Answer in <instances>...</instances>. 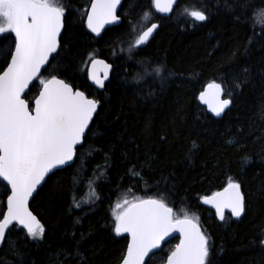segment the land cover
<instances>
[{
  "label": "trees",
  "instance_id": "16d2710c",
  "mask_svg": "<svg viewBox=\"0 0 264 264\" xmlns=\"http://www.w3.org/2000/svg\"><path fill=\"white\" fill-rule=\"evenodd\" d=\"M90 1L57 0L65 8V26L59 55L42 75H59L101 103L75 161L49 174L31 200L43 239L13 225L0 264H120L129 237L114 231L116 205L126 208L125 200L146 197L163 199L177 218L198 221L210 240L209 264H264V17H252L264 0H179L169 15L151 0H124L121 22L101 35L86 26ZM193 10L208 19L194 21L188 14ZM145 12L148 21L141 19ZM154 21L155 35L137 46L128 30L134 37V25ZM14 39L13 33L0 35V72ZM124 44L132 54L113 58L110 51ZM90 56L114 66L103 90L88 78ZM141 63L164 65L173 75L166 71L161 83ZM212 82L232 101L219 118L198 98ZM39 88L36 80L25 93L30 104ZM243 157L250 162L242 164ZM230 178L242 187L245 210L221 220L203 199ZM9 193L0 178V219ZM177 239L166 241L146 264H161Z\"/></svg>",
  "mask_w": 264,
  "mask_h": 264
},
{
  "label": "snow or ice",
  "instance_id": "6c2138e0",
  "mask_svg": "<svg viewBox=\"0 0 264 264\" xmlns=\"http://www.w3.org/2000/svg\"><path fill=\"white\" fill-rule=\"evenodd\" d=\"M120 2L96 0L87 18L88 27L98 33L104 23L117 21L116 9ZM174 3L175 0H151L156 11L165 14L172 11ZM188 14L197 22L208 19L201 10ZM64 16L65 8L57 0H0V35L14 33L15 36L14 53L8 50L10 63L0 75V178L11 189L7 197V214L0 220V247L4 246L6 233L14 221L22 225L26 235L33 240L43 239L44 227L29 211V198L53 169L70 166L76 146L82 144L99 106L98 100L89 99L82 91H74L70 84L55 76L39 80L43 90L35 99L34 107L30 109L29 101L24 98L25 90L38 78L42 67H51L50 57L55 61L59 55L58 38L64 27ZM252 17L253 20L264 17V8L254 10ZM141 19H150V13L145 12ZM157 27L153 23L138 34L136 45L146 44ZM3 51L0 47V54ZM102 63H93L90 77L100 88H104V83L97 77L95 67ZM104 67L107 69L110 65ZM150 68V75L160 78L163 83V74L168 71L166 66L157 64ZM168 75L173 73L168 71ZM207 87L213 90L211 100L206 99L208 92L201 93L199 98L220 116L232 101L220 99L221 85L213 82ZM249 162V157L242 158V164ZM124 203L128 205L126 208L116 205L122 210L116 214L114 224L117 235L128 233L131 236L122 264H145L149 253L177 230L183 234V239L167 257V264H209V237L187 215L183 219L177 218L163 199L125 200ZM204 203L213 204L221 220H224V208L230 209L231 215L237 218L245 210L241 185L231 178L223 192L205 197ZM75 206L81 205L76 203ZM261 244L264 245V236Z\"/></svg>",
  "mask_w": 264,
  "mask_h": 264
},
{
  "label": "water",
  "instance_id": "95a60500",
  "mask_svg": "<svg viewBox=\"0 0 264 264\" xmlns=\"http://www.w3.org/2000/svg\"><path fill=\"white\" fill-rule=\"evenodd\" d=\"M123 1H124V0H121L120 4L117 6V9H116V15H117V17H119V19H118L117 21L109 22V23H104V24L99 28V32H98V33L93 32V31L88 27L89 31L92 32V33H94V34H102V33L104 32V30H105L107 27H110V26H113V25H117V24H119L120 21H121V17L119 16L118 13H119V11H120V9H121V6H122ZM178 1H179V0H175V3H174L173 6H172V10H173V8L176 6V4L178 3ZM95 2H96V0H92L91 4H90L89 7H88L87 16H86V23H87V26H88V20H87V18H88V16L91 14V11H92V4L95 3ZM170 13H171V12H170ZM170 13H166V14L163 13V14L168 15V14H170ZM153 23L157 24L158 27L153 31L152 35L149 37V39H148V41H147L146 43L149 42V40L155 35L157 29L159 28V23H158V22H152L151 24H153ZM151 24H149L145 29H143V30L141 31L140 34H142L143 31H146L148 27H151ZM64 25H65V22H64ZM63 30H64V27L62 28L61 33H60V36H59V38H58L59 41H60V37H61V35H62V33H63ZM143 45H145V44H143ZM13 53H14V50H13ZM50 58H51V57H50ZM95 61H102V62H103L102 64H96L95 72H96L97 77H98L99 79L103 80L104 86H105L106 82H107V81L110 79V77H111V73H112V70H113V64H112V62L108 61L106 58H104V57H100V56L93 58V59L91 60L90 64H89L88 75H89V79H90L91 83H92L94 86H96L98 89H104V88H100V87H98V86H97V85L91 80V78H90V77H91V74H92V72H93V67H92V65H93V63H94ZM8 63H10V60H9ZM104 65H110V67L107 68V69H105ZM46 66H47V65L43 66L42 69H41V71H42ZM6 68H7V65H6V67L4 68L3 71H5ZM3 71H2V73H1L0 75L3 74ZM40 73H41V72H40ZM105 73H106V75H107V78H106V79H105ZM55 77L58 78V79H62V80H64L66 83L70 84V85L73 87V90H74V91H82V92H84L83 90H81V89H79V88H74V86H73L71 83L67 82L63 77L58 76V75H55ZM51 78H52V77H51ZM51 78H49V79H51ZM34 81H35V80H33V82H34ZM33 82H32V83H33ZM32 83H31V84L28 86V88L25 90V93L29 90V88H30V86L32 85ZM214 83L221 85V84L218 83V82H214ZM210 84H211V83H210ZM208 85H209V84H208ZM208 85H207V86H208ZM207 86H206V87L200 92L199 97H200L201 93H203V92H208L209 95L206 97V99L211 100V93H212L213 90L208 89ZM221 88L223 89V86H222V85H221ZM42 90H43V86L41 87L40 91H42ZM223 90H224V89H223ZM40 91H39V92H40ZM25 93H24V94H25ZM84 93H85V92H84ZM38 95H39V93H38ZM38 95L35 97V99L38 98ZM85 95H86L89 99H95V100H97L95 97H93V96H88L86 93H85ZM222 96H223V94H222L221 97H220L221 100H223ZM24 98H25V96H24ZM35 99H34V101H35ZM34 101H33V107H34ZM98 101H99V105H100L101 102H100V100H98ZM199 101L201 102V104H203V105L206 107L207 112H208L209 114H211L212 116L216 117V118L221 117V116L225 113V111L228 109V107H229V106H228L227 108H225V109H224V112L221 113L220 116H216L215 113H213V112L211 111V109H210V107H209L208 104L204 103V101L200 100V98H199ZM98 107H99V106H98ZM30 109H31V108H30ZM97 111H98V108H97ZM97 111H96V113H97ZM96 113H95V114H96ZM95 114L93 115V118H94ZM93 118H92V120H93ZM91 122H92V121H91ZM91 122H90V124H91ZM90 124H89V126H90ZM88 128H89V127H88ZM87 130H88V129H86V131H85V135H86V133H87ZM85 135H84V138H85ZM84 138H83V141H84ZM82 144H83V142H82ZM79 145H81V144H78V145L76 146V149H77V147H78ZM76 149H75V156H74V159H73V161L70 162V165L75 161V158H76ZM66 166H68V165L59 166L58 168L53 169L52 172L55 171V170H57V169H59V168L66 167ZM50 173H51V172H50ZM46 177H47V176H46ZM46 177H45V179H46ZM45 179H44V181H45ZM44 181H42L41 184L37 186L36 191H35V192L33 193V195L29 198V202H28L29 211L32 212V214L37 218V220H38L39 222H40L39 217H38V216L35 214V212L31 209V200H32L33 196L38 192L39 188L42 186V184L44 183ZM9 186H10V185H9ZM227 186H228V184H227L226 186L220 188V189L217 190L216 192H223L224 189H225ZM216 192H214V193H216ZM241 192H242L243 195H244V192H243L242 188H241ZM10 194H11V193H10ZM212 195H213V193L210 194V195H208L207 197H211ZM153 199H157V198H153ZM205 204H206V203H205ZM245 204H246V199H245V196H244V206H245ZM206 205H207L208 207L214 209V210L217 212V214L219 215V213H218L216 207H215L213 204H206ZM223 212H224V214H225L226 212L231 214V211H230V209H228V208H224V209H223ZM6 214H7V206H6V209H5V213H4V215H6ZM183 218H184V217H182L181 219H183ZM188 218H189V219H192L194 222L198 223V222H197L196 220H194L193 218H191V217H188ZM2 219H3V218H2ZM15 224H18V223L14 221L13 224L9 226V229H10L13 225H15ZM198 225H199V227H200V224H199V223H198ZM19 226L23 228L22 225H19ZM9 229H8V230H9ZM200 229L202 230L201 227H200ZM202 231H203V230H202ZM6 234H7V233H6ZM123 234H126V235L129 237V241H128V245H129L130 242H131V236H130V234H128V233H123ZM173 237H178V241H177V243L175 244V246L173 247V249L170 251V253L168 254V256H169V255L171 254V252L175 249L176 245L179 244L180 241L183 239V234H182L180 231L177 230V231H175V232H172L169 236H166V237L164 238V240L161 241V243H160V247H162V245H163L167 240H169V239H171V238H173ZM128 245H127V246H128ZM160 247L157 248V249H153L152 252L149 253V256L145 258V264H146V262L148 261V259L150 258V256H151L154 252H156L158 249H160ZM0 248H1V247H0ZM126 254H127V249H126ZM126 254H125V256H126ZM125 256H124V257H125ZM168 256H167V257H168ZM124 257H123V258H124ZM167 257H166V259L163 261L162 264H167ZM122 260H123V259H122ZM120 264H122V261H121Z\"/></svg>",
  "mask_w": 264,
  "mask_h": 264
},
{
  "label": "rangeland",
  "instance_id": "374dc122",
  "mask_svg": "<svg viewBox=\"0 0 264 264\" xmlns=\"http://www.w3.org/2000/svg\"><path fill=\"white\" fill-rule=\"evenodd\" d=\"M148 21V20H147ZM146 22V21H145ZM146 24H147V22H146ZM145 24V25H146ZM143 25H144V23H143ZM142 24H141V26H143ZM144 25V26H145ZM140 25L139 24H136V25H134L132 28L134 29V31H135V29L137 30V33H136V35L133 37V36H131V34H130V30H132L131 28L128 30V33H129V37H131L132 39H134V42H135V40H136V38H137V36H138V34H140V32H141V30H142V28L144 27H139ZM119 46H117L115 49H112L110 52V54H111V56L113 57V58H115V57H117V56H121V55H129V54H132V51L131 52H129L130 50H131V48L128 46V45H123V47H119ZM122 53V54H121ZM90 58H91V56H90ZM89 58V59H90ZM141 65H144V66H146L145 67V73H147V76H150L149 75V73L151 72V68H150V65L148 66V65H145V64H143V63H141ZM154 66V65H153ZM148 67V68H147ZM39 79H43V80H45V78L43 77V76H41L40 75V77H39ZM126 205V204H125ZM122 208H125V206H123ZM122 208H118V210L116 211V213H118V212H120L121 210H122ZM179 216V215H178ZM176 217H177V215H176Z\"/></svg>",
  "mask_w": 264,
  "mask_h": 264
},
{
  "label": "bare ground",
  "instance_id": "6f19581e",
  "mask_svg": "<svg viewBox=\"0 0 264 264\" xmlns=\"http://www.w3.org/2000/svg\"><path fill=\"white\" fill-rule=\"evenodd\" d=\"M120 22H121V21H120ZM154 22H157V21H154ZM158 23H159V22H158ZM150 24H151V23H150ZM147 26H148V25H147ZM147 26H146V27H147ZM146 27H145V28H146ZM145 28H143V29H145ZM143 29H142V30H143ZM142 30H141V31H142ZM140 33H141V32H140ZM146 44H147V43H146ZM141 46H144V45H141ZM90 62H91V61H90ZM212 83H213V82H212ZM209 84H210V83H209ZM207 85H208V84H207ZM207 85H206V86H207ZM206 86H205V87H206ZM205 87H204V88H205ZM204 88H203V89H204ZM223 89H224V88H223ZM201 91H202V90H201ZM201 91H200V92H201ZM199 94H200V93H199ZM198 98H199V95H198ZM222 98H223V99H230L229 97H225V95H224V90H223V96H222ZM230 100H231V99H230ZM200 103H201V102H200ZM202 105H203V104H202ZM230 105H231V104H230ZM230 105H229V106H230ZM228 108H229V107H228ZM62 168H63V167H62ZM51 173H52V172H51ZM51 173H49V174H51ZM49 174H48V175H49ZM47 177H48V176H47ZM47 177H46V179H47ZM46 179H45V181H46ZM45 181H44V182H45ZM42 185H43V184H42ZM9 188H10V186H9ZM10 193H11V189H10ZM10 193H9V195H10ZM213 193H214V192H213ZM211 194H212V193H211ZM9 195H8V196H9ZM209 195H210V194H209ZM207 196H208V195H207ZM207 196H206V197H207ZM149 198H154V197H146V198H142V199H149ZM6 206H7V204H6ZM168 206H169V205H168ZM169 207H171V206H169ZM171 208H172V207H171ZM4 213H5V212H4ZM216 213H217V212H216ZM3 216H4V214H3ZM3 216H2V218H3ZM2 218H1L0 220H2ZM178 218L181 219L182 217H178ZM200 227H201V225H200ZM201 228H202V227H201ZM160 248H161V247H160ZM126 249H127V248H126ZM158 250H159V249H158ZM125 254H126V252H125ZM124 256H125V255H124ZM120 263H121V262H120Z\"/></svg>",
  "mask_w": 264,
  "mask_h": 264
}]
</instances>
